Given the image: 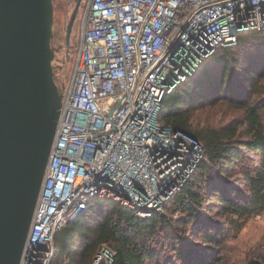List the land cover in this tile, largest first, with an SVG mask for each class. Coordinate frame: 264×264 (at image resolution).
<instances>
[{
	"label": "built area",
	"instance_id": "1",
	"mask_svg": "<svg viewBox=\"0 0 264 264\" xmlns=\"http://www.w3.org/2000/svg\"><path fill=\"white\" fill-rule=\"evenodd\" d=\"M250 30L264 31V0H88L20 264H52L57 231L93 199H113L141 218L165 211L204 148L161 123L162 102ZM113 256L103 248L94 264Z\"/></svg>",
	"mask_w": 264,
	"mask_h": 264
},
{
	"label": "trees",
	"instance_id": "2",
	"mask_svg": "<svg viewBox=\"0 0 264 264\" xmlns=\"http://www.w3.org/2000/svg\"><path fill=\"white\" fill-rule=\"evenodd\" d=\"M234 45L240 55L230 46L217 48L162 102L161 123L193 135L204 148L200 162L165 211L141 218L136 209L113 199H93L86 211L57 231L52 264H94L103 248L113 251L111 264H162L166 259L160 250L165 248L181 264H197L195 249L187 245L192 241H185L182 233L188 226L192 237L201 235L204 246L216 247L225 230L241 228L264 209V102L248 97L249 91L264 95V50L261 56L256 52L253 62L241 58L253 47L264 48V31L240 33ZM58 86L63 91L67 84ZM219 98L243 109L244 118L216 123L212 112L204 122L195 116L202 103ZM176 210L177 218L171 216ZM165 232L171 235L161 246L156 238ZM247 264H264V254Z\"/></svg>",
	"mask_w": 264,
	"mask_h": 264
},
{
	"label": "water",
	"instance_id": "3",
	"mask_svg": "<svg viewBox=\"0 0 264 264\" xmlns=\"http://www.w3.org/2000/svg\"><path fill=\"white\" fill-rule=\"evenodd\" d=\"M53 25V0H0V264H20L63 103Z\"/></svg>",
	"mask_w": 264,
	"mask_h": 264
},
{
	"label": "rangeland",
	"instance_id": "4",
	"mask_svg": "<svg viewBox=\"0 0 264 264\" xmlns=\"http://www.w3.org/2000/svg\"><path fill=\"white\" fill-rule=\"evenodd\" d=\"M84 11L82 14L81 21L79 22L77 28L75 29L72 38V50L71 58L69 61L65 60L64 50L59 51L55 54L53 59V68L54 76L58 81L59 85L68 84L69 79L71 78L74 70V65L78 50L80 47L81 33H82V20H83ZM227 46L233 47L234 52L236 51L240 55L239 48H236L234 44H229ZM264 48L253 47L246 51L247 57L243 58L242 62H253L254 55L258 52L259 56L262 55ZM242 55V54H241ZM257 56V55H256ZM230 65V64H229ZM219 69V68H218ZM228 74V69L226 70V75ZM248 97L251 99L260 98L264 102V95H253L250 91L248 92ZM203 105L199 106L194 112L195 116H202L203 122L204 118L207 115V112H212L214 120L216 123H226L232 119L244 118V110L229 103L226 99H218L217 101L202 103ZM264 115V111H263ZM249 161L246 159L244 164H248ZM213 214V213H212ZM177 218L180 215L179 210L174 211L171 216ZM185 235V241L189 239L193 242H187L188 248L193 247L194 253L196 254L197 264H247L250 258L261 256L264 254V209L255 215L249 217L239 229H227L224 231V237L220 245L214 247L213 244L209 246H204L203 238L201 235H195L192 237L191 230L188 226L187 229L182 231ZM171 235L170 232H165L159 234L156 238L159 245L162 246V243L167 244L169 241L168 236ZM195 243V244H194ZM183 250L187 248L186 245ZM161 258L166 261H162V264H181L178 261L175 254H172L168 251L167 248L160 250ZM187 252V250H186ZM185 252V253H186ZM169 255L170 257H167Z\"/></svg>",
	"mask_w": 264,
	"mask_h": 264
},
{
	"label": "flooded vegetation",
	"instance_id": "5",
	"mask_svg": "<svg viewBox=\"0 0 264 264\" xmlns=\"http://www.w3.org/2000/svg\"><path fill=\"white\" fill-rule=\"evenodd\" d=\"M87 2L88 0H53L54 25L51 46L54 57L57 52L64 50L65 60H70L73 47L71 38L81 21Z\"/></svg>",
	"mask_w": 264,
	"mask_h": 264
},
{
	"label": "snow or ice",
	"instance_id": "6",
	"mask_svg": "<svg viewBox=\"0 0 264 264\" xmlns=\"http://www.w3.org/2000/svg\"><path fill=\"white\" fill-rule=\"evenodd\" d=\"M241 7H243V5H241Z\"/></svg>",
	"mask_w": 264,
	"mask_h": 264
}]
</instances>
